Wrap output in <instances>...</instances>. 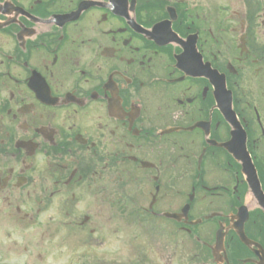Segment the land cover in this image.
<instances>
[{
    "label": "flooded vegetation",
    "instance_id": "1",
    "mask_svg": "<svg viewBox=\"0 0 264 264\" xmlns=\"http://www.w3.org/2000/svg\"><path fill=\"white\" fill-rule=\"evenodd\" d=\"M0 264H264V0H0Z\"/></svg>",
    "mask_w": 264,
    "mask_h": 264
},
{
    "label": "water",
    "instance_id": "2",
    "mask_svg": "<svg viewBox=\"0 0 264 264\" xmlns=\"http://www.w3.org/2000/svg\"><path fill=\"white\" fill-rule=\"evenodd\" d=\"M229 107L231 108V95L229 96ZM242 142H244V151H246V149H245V135L242 137ZM244 167H245V173L248 176L249 182L251 184H253V182H255V181L257 182L255 168H254L250 158H247L245 160Z\"/></svg>",
    "mask_w": 264,
    "mask_h": 264
}]
</instances>
